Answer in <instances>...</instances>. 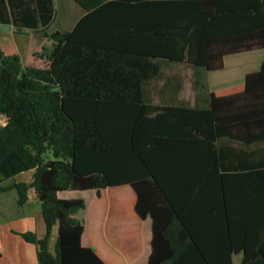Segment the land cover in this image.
<instances>
[{
	"label": "trees",
	"instance_id": "trees-1",
	"mask_svg": "<svg viewBox=\"0 0 264 264\" xmlns=\"http://www.w3.org/2000/svg\"><path fill=\"white\" fill-rule=\"evenodd\" d=\"M74 1L86 15L66 31L52 29L54 0H0V25L52 42L38 65L0 45V192L40 202L46 235L19 234L38 264H105L82 245L85 200L59 194L124 185L153 220L147 264H234L241 253L240 264H264V162L232 148L264 142V61L238 94L216 96L206 78L227 56L264 50V0ZM166 63L195 69V107L150 102ZM27 172L31 182H16Z\"/></svg>",
	"mask_w": 264,
	"mask_h": 264
},
{
	"label": "crops",
	"instance_id": "crops-1",
	"mask_svg": "<svg viewBox=\"0 0 264 264\" xmlns=\"http://www.w3.org/2000/svg\"><path fill=\"white\" fill-rule=\"evenodd\" d=\"M64 1L66 3L71 2L72 11L66 12L64 8L60 7L58 0H54L57 11L56 20L57 18H62L60 22L61 24L58 22V25L62 28L55 25V20L52 29L71 31L86 15V11L74 0ZM0 45L7 55H19L26 64L38 65V62L34 59V54L49 52L52 42L49 39L42 37V35L37 33L36 30L25 29L24 32L20 34L16 32L13 25H0ZM227 57L224 58V68L217 72L225 70V61ZM212 73L215 72L207 73L206 78ZM248 74L250 73L244 74L241 79L238 78L235 81L237 83L226 90L212 91L210 89V92L214 93L216 96H229L241 93L245 88L246 76ZM207 82L209 87L210 83L208 78ZM165 97L166 99L163 98L161 103H154L151 100L150 102L153 105H162L174 99V95H168ZM175 104L181 105L183 103L177 102ZM195 106L196 105L192 107ZM232 148L238 150V154H240V152H245L241 156H244L247 162H264V142L250 147H243L239 145V143H233ZM22 176L23 174L17 176L15 179L16 182L29 183L33 179V172L31 178L28 180L22 179ZM126 190L129 191L127 192ZM120 191L124 193L120 194ZM63 193L59 194L60 198ZM95 196L100 202L99 208L105 207L104 215L101 216L102 214H98L96 224L93 225L91 220L93 216L91 215H89L87 219L82 218L81 216L79 217V214L81 215L88 210V203H86V208L82 210V212L79 211L74 216L85 226V231L82 236V245L93 249L105 264H147L152 253L153 220L150 217L144 220L137 214L135 210L137 194L133 188L129 185L111 187L102 190L100 196H98L97 191H95ZM28 197V202L25 205L20 206L19 196L16 190L0 192V264H38L37 248L34 245L25 242L19 235L25 232H35L39 238H44L46 235V226L41 215V204L33 193H29ZM105 199L108 201L106 206L104 205ZM121 200L124 201L123 204ZM126 210L128 212L127 216L132 222V225L124 224L125 220L122 217V219H120V214H126V212H124ZM33 213L35 214L32 215ZM114 214L118 215V222H113L116 220ZM92 225L94 227H92ZM133 226H136L135 232ZM127 228L130 231H133L132 234L127 235ZM57 238L58 226L54 227L49 242V250L54 255L56 254ZM172 239L176 238L174 237ZM242 258V253L234 255V264H240Z\"/></svg>",
	"mask_w": 264,
	"mask_h": 264
},
{
	"label": "rangeland",
	"instance_id": "rangeland-1",
	"mask_svg": "<svg viewBox=\"0 0 264 264\" xmlns=\"http://www.w3.org/2000/svg\"><path fill=\"white\" fill-rule=\"evenodd\" d=\"M70 3H66L64 0H58V4L60 5L61 8H64L66 12L72 11V7ZM61 20L62 18L60 19L57 18L55 24L57 27L59 26L58 22L60 23ZM59 27L62 28L61 26ZM263 60H264V50L227 57L225 61L226 67L224 71L215 72L207 76L210 83L209 91L210 89L212 91L226 90L227 88L232 87V85H235L237 83L235 81L238 78L240 79L243 78L244 74L258 70ZM195 80H196L195 69L193 67L187 64L168 63V64H164L163 77L159 80H155L147 84L146 90L148 97L154 103H161V100L163 98L166 99L165 96L174 95V99H172V101H174L175 103L182 102L183 104L194 106L197 105L199 100L198 91L194 84ZM172 86L173 87L179 86V89L177 91L178 94L177 93L174 94L175 91H173ZM31 176H32V172H27L23 174L22 179L28 180L29 178H31ZM12 182L13 181H9L3 185L10 186ZM126 191L128 192L129 190ZM119 193L123 194L124 192L120 191ZM61 198L68 200L78 199V198L84 199L85 202L88 203V210H86V212H84L81 215L79 214V217L81 216L82 218L87 219L89 215L93 216L91 219L93 225L96 224V220H98L97 219L98 214H102L101 216H103L105 213L104 211L105 207L99 208L100 202L95 196V191L91 190V191H83L76 193L66 192L61 195ZM124 201L121 200L122 204L124 203ZM106 204H108L107 199H105L104 201L105 206ZM124 212H126V214H124L125 216L120 214V219L123 218L125 220L124 224H131L132 222L127 216L128 215L127 210ZM34 214L35 213H33L32 215ZM114 216L116 220H114L113 222H118V215L114 214ZM93 225L92 227H94ZM135 228L136 226H133L134 232L136 230ZM126 232L127 235H130L132 234L133 231H130L127 228ZM54 252H55V248H54Z\"/></svg>",
	"mask_w": 264,
	"mask_h": 264
}]
</instances>
